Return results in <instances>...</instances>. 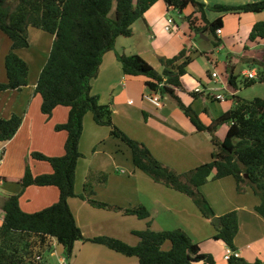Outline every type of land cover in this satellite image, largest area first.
<instances>
[{
  "label": "trees",
  "instance_id": "1",
  "mask_svg": "<svg viewBox=\"0 0 264 264\" xmlns=\"http://www.w3.org/2000/svg\"><path fill=\"white\" fill-rule=\"evenodd\" d=\"M159 1H164L168 8L179 14L193 7L194 15L199 14L200 18L194 15L186 17L190 30L197 36H210L215 47L222 45L217 31L223 29L225 16L264 12V0L242 6H207L197 0H0V31L11 41V51L5 59L7 82L0 84V93L21 91L28 86L30 68L17 51L30 47L29 29L35 28L54 36L50 57L35 90V95H40L43 100L41 111L51 116L57 107L70 109L67 122L55 128L57 132L68 135L65 155L56 158L40 153L31 155L34 160L49 163L53 173L35 177L27 167L24 177L17 181L22 190L32 186L55 187L60 193L59 201L34 214L21 209L19 196H11L4 201L0 264H40L37 257H44L50 251L52 240L63 248L67 260L73 257L77 242H90L125 257L137 258L139 264H216L215 259L202 253L199 244L183 230L154 232L150 222L147 230L134 232L139 239L135 246L107 236L84 237L69 206L71 198L79 197L97 209L121 212L143 221L151 219L144 206L124 209L97 201L96 188L106 185L109 179L105 173L90 171L83 193L76 195L77 165L83 158L80 142L84 120L89 113L96 125L108 127L111 136L130 149L136 171L193 201L202 216L213 224L215 241L237 251L235 243L240 223L236 211L214 222L217 216L201 192V188L212 181L232 177L239 194L250 191L260 199L261 203L255 210L264 219V99L249 101L234 95L231 109L212 120L210 125H205L178 95L179 91L186 92L183 80L188 74L187 68L195 61L193 55L184 50L172 59H162L163 72L159 73L140 55L117 54L125 76L146 78L145 87L149 94L173 100L198 133L210 135L214 147L211 161L179 174L158 161L146 145L119 129L113 122L111 106L102 105L99 97L92 95V82L99 76L105 55L115 50L119 38L131 37L133 25L145 20L146 12ZM207 11L223 16L210 22ZM258 40L264 41V22L255 24L249 35L250 42ZM257 80L264 84V71L259 72ZM228 82L236 91L239 89L238 78L231 70ZM256 84V79H247L244 86L249 88ZM188 94L198 99V93ZM22 124V117L17 115L6 120L0 118V143L11 141ZM225 125L228 131L221 140L217 133ZM167 246L168 250H164ZM227 264L261 262L250 263L244 258L232 257Z\"/></svg>",
  "mask_w": 264,
  "mask_h": 264
},
{
  "label": "crops",
  "instance_id": "2",
  "mask_svg": "<svg viewBox=\"0 0 264 264\" xmlns=\"http://www.w3.org/2000/svg\"><path fill=\"white\" fill-rule=\"evenodd\" d=\"M197 1L207 6H242L262 0ZM174 12L176 11L168 8L164 1H159L146 12L145 20H139L133 25L131 37L117 40L115 50L105 55L99 76L92 82V95L98 96L102 105L111 106L113 122L119 129L146 145L158 161L179 174H185L211 161L214 147L210 135L198 133L170 98L162 97L161 108L144 100V96L149 94L145 87L147 79L125 76L117 54L140 55L157 72L162 73L161 60L172 59L184 50L194 57L205 56L212 63V56L226 49L231 55L228 68L233 73L242 49L248 52L254 47L264 49L263 40L254 43L249 41L254 25L264 22V12L225 16L222 34L217 35L222 42L220 47L214 46L210 36L204 35L205 38H201L190 30L186 17L194 15L193 7L187 8L182 14L185 16L182 24L172 17ZM206 13L210 22L223 16L211 11ZM194 17L199 19L200 15L196 14ZM169 19L174 21V28L167 32L165 28ZM199 24L203 25L202 22ZM29 42V48L17 51L18 56L30 68L28 86L21 91L0 93V118L6 120L17 115L23 119L17 135L7 143H0V226L5 217L3 203L11 196H19L21 209L27 214L38 213L53 206L60 197L59 190L55 187L32 186L22 190L17 182L24 177L27 167L35 177L52 174L53 169L49 163L34 160L31 155L40 153L50 158L64 156L68 136L66 132H57L55 128L67 122L70 109L60 106L51 116H46L41 111L42 97L35 95L38 80L50 57L54 36L30 28ZM10 51L11 41L0 31V84L7 82L5 59ZM195 62L189 65L188 74L183 80L186 92L179 91L178 95L197 114L199 111L195 106L199 104L202 112L205 110L208 114L205 125H210L212 120L219 118L233 105V100H229L221 92H229L228 87H231L228 82L229 70H226L227 82H222L219 75L214 78L212 74L216 72H208V79H205L192 73ZM253 62L264 68V61L261 59H254ZM253 72L258 75L257 71ZM197 89L200 92H196ZM192 92L199 94L198 99L188 94ZM217 95L225 96L226 100L216 101ZM234 95L236 94H230L231 99ZM210 102L228 103V107L221 114L217 110L212 114L211 108L214 107L209 106ZM198 115L204 119L206 114ZM227 131L228 126L221 127L218 137L223 140ZM80 152L83 158L78 162L76 171L77 196L83 193L88 173L101 172L107 174L109 179L106 185L96 188L97 201L124 209L144 206L151 214L149 221H143L121 212L94 208L79 197L71 198L69 206L85 238L117 236L135 246L139 239L134 232L147 230L150 222L154 232L183 230L193 242L199 244L202 253L215 259L216 264H227L224 256L228 247L213 239L216 230L211 221L202 216L188 196L157 184L136 171L130 149L112 137L108 127L96 125L92 114L87 115L84 120ZM201 190L217 217L233 211L239 213L240 231L235 243L237 251L241 258L250 263L260 261L264 264V219L255 210L261 203L260 199L250 191L244 195L236 194V182L232 177L212 181ZM245 231L248 232L246 237L243 234ZM132 237H136L135 240ZM51 244L50 251L44 254V259L49 264H54V260L60 264L64 259L66 264H139L137 258L125 257L90 242H77L73 257L67 260L63 248L55 240Z\"/></svg>",
  "mask_w": 264,
  "mask_h": 264
},
{
  "label": "rangeland",
  "instance_id": "3",
  "mask_svg": "<svg viewBox=\"0 0 264 264\" xmlns=\"http://www.w3.org/2000/svg\"><path fill=\"white\" fill-rule=\"evenodd\" d=\"M172 17H174L176 19V21L180 24H182L183 21L185 20L184 15L176 13V12L172 13ZM247 46H248V48H251L250 45L247 44ZM263 50L264 49L260 48V47L252 48L251 52H248V51L242 49L241 54L238 57L239 61H238V63H236V66H235L234 72H233L234 76L238 78L239 89L236 91L232 87H228L229 92L221 91L223 95H226L227 98H229V100H232L230 97L231 93H235L237 96L241 97L242 99L249 100V101L254 100L256 98L264 99V84L260 83L256 79L257 84L252 86V87L247 88L244 86V83L247 79L243 75L244 71L250 72V71L255 70L258 72V74L260 71H264V68H262L260 64H256L253 62L254 59H261V61H264V51ZM246 56H247V58H245ZM230 57H231V55L229 54L228 50H226V49L222 50L219 53H216L214 56H212V58L210 59L212 61V63H210L208 61L207 57H205V56H202V57L201 56H195L196 62L191 69L192 73H194L195 75H197L199 77H203L205 79H208V72H211V73L216 72L219 75V77L222 79V82H227L228 78H227L226 70H229L228 66H229V63L231 61ZM217 62H220L219 66L217 65ZM227 73L229 75V72H227ZM221 79H219V82ZM209 106L214 107V108H211L212 114H215L214 110H217L218 113L220 112V114H221L223 112V110L225 109V107H228V103H216V102L211 103L210 102ZM195 107L199 111V113H201V114L205 113L206 114V115H204L205 116L204 119H201V117L199 116L201 121L204 124H206L205 122L208 121L207 120V115H208L207 112L205 110H204L205 112L204 111L202 112L201 106L199 104H197ZM88 115H91V113H89ZM128 176L129 175L127 174V177ZM201 192H202V190H201ZM236 194H239L237 192V189H236ZM244 194H246V192ZM244 194H240V195H244ZM229 196L232 197L230 194H229ZM209 204H210V202H209ZM211 207H212V205H211ZM212 209H213V207H212ZM216 218H219V217H216ZM243 234L246 237L248 235V232L245 231ZM113 235H118V234H113ZM109 237H111V236H109ZM111 238L118 239L117 236H112ZM132 238L134 239L136 237H132ZM122 241L127 243L125 240H122ZM164 250H168L167 247ZM54 261H55L54 264H58L57 260H54Z\"/></svg>",
  "mask_w": 264,
  "mask_h": 264
},
{
  "label": "built area",
  "instance_id": "4",
  "mask_svg": "<svg viewBox=\"0 0 264 264\" xmlns=\"http://www.w3.org/2000/svg\"><path fill=\"white\" fill-rule=\"evenodd\" d=\"M173 24H174V21L172 19H169L168 22H167V26H166L165 30L167 32L172 31L173 28H174ZM221 34H222V30H218L217 31V35H221ZM212 76L214 78H217L218 74L214 73V74H212ZM244 76L248 80H255V79L258 78V75L255 72H253V71L244 73ZM196 92H200V90L197 89ZM215 99L217 101L224 102L226 100V97L223 96V95H217V96H215ZM144 100H146L147 102L151 103L152 105H154L157 108H161L162 107V96L159 95V94H155V95L147 94V95L144 96ZM232 257L240 258V253L238 251L232 250L231 248H227V250L225 252L224 259L226 261H228ZM37 261L40 264H49L48 262L45 261L44 257H41V256L37 257ZM60 264H66V260L64 259V260L60 261Z\"/></svg>",
  "mask_w": 264,
  "mask_h": 264
},
{
  "label": "water",
  "instance_id": "5",
  "mask_svg": "<svg viewBox=\"0 0 264 264\" xmlns=\"http://www.w3.org/2000/svg\"><path fill=\"white\" fill-rule=\"evenodd\" d=\"M201 38H205L204 35H201ZM214 222H217V218L214 219Z\"/></svg>",
  "mask_w": 264,
  "mask_h": 264
}]
</instances>
